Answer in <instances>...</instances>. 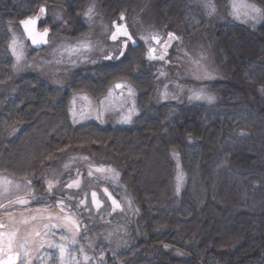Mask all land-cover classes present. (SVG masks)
Here are the masks:
<instances>
[{
  "label": "trees",
  "instance_id": "trees-1",
  "mask_svg": "<svg viewBox=\"0 0 264 264\" xmlns=\"http://www.w3.org/2000/svg\"><path fill=\"white\" fill-rule=\"evenodd\" d=\"M141 1L98 4L112 23ZM249 1L264 9V0ZM87 2L0 0V173L29 180L39 190L44 172L60 159L92 155L119 172L139 212L143 239L117 258L147 252L152 257L139 264H264V20L253 30L239 24L215 28L222 78L207 85L217 97L212 104L153 106L155 85L138 43L114 61L72 72L65 88L34 75L14 77L8 26L19 28L40 7L57 4L65 32L81 36ZM160 4L166 19L178 24L179 2ZM116 80L136 90L139 115L132 126H73L69 93L98 98ZM171 150L183 171L179 194Z\"/></svg>",
  "mask_w": 264,
  "mask_h": 264
},
{
  "label": "rangeland",
  "instance_id": "rangeland-1",
  "mask_svg": "<svg viewBox=\"0 0 264 264\" xmlns=\"http://www.w3.org/2000/svg\"><path fill=\"white\" fill-rule=\"evenodd\" d=\"M176 1L179 2L177 7L180 8L177 12L178 24L166 19L161 0H143L137 9L129 14H122L123 19L120 16L114 22L116 25L125 26L132 36V40L127 41L128 45L135 41L143 48L144 59L151 69L155 85L153 106L162 103L173 106L212 104L217 97L208 90L207 85L222 78L215 61V28L239 24L253 30L264 18L239 6L244 3L255 5L262 13L264 9L249 0ZM207 3H210L214 10L205 7ZM234 4L239 7V18L233 10ZM90 6L94 8L91 18L85 15ZM44 8L46 12H38L36 16H39V23L45 22L40 30L48 28L49 31L47 43H42L39 50L30 48L20 26H8L9 40L6 47L12 60L14 77L34 75L53 87L65 88L72 72L95 68L114 61L119 56V41L126 38L119 37L118 41L110 38L111 32L115 31L114 22L107 21L100 11L98 0H88L86 3L80 16L81 22L86 26V33L76 37L69 36L64 30L65 21L61 6L54 4ZM150 33L158 34L162 43L156 44L153 40H146ZM169 33L173 34L171 40ZM13 40L16 41L17 53L22 57L19 63L12 52ZM163 42L169 43L166 53ZM150 47L156 48L154 55H163V59H149ZM106 55H111L112 58L106 59ZM117 83L130 87L133 94H128L127 87L115 88ZM110 90L111 96L108 95ZM165 91L166 97L163 95ZM200 92H203L205 97H213V100L209 102L206 98L190 99L194 93ZM8 94L13 95L12 91ZM85 96L87 100L82 99ZM101 100L105 101L103 105L99 103ZM133 103L135 111L131 114L130 122H125L124 117L129 115ZM67 109L73 126L94 122L101 126L130 127L139 115L136 90L126 80L112 82L107 91L98 98H92L84 92L71 91ZM170 158L174 164V192L179 194L183 184V171L174 150L170 151ZM96 168H104L105 171L96 172ZM89 171H92V176L88 175ZM74 179L80 180L79 188H68L67 184ZM49 182L53 185L51 190L48 188ZM105 188L112 198L117 200L119 208H113L111 200L104 193ZM93 191L97 192L101 201L99 208L92 203ZM17 196L27 199L29 203L10 204L9 200L14 201ZM61 200L64 205L63 212L58 203ZM82 200H85L84 204H81ZM0 202L5 205L0 208V223L4 224L6 235L19 229L15 240L20 242L26 231L32 232L36 229L40 233L39 236L33 235L29 238L27 257L23 248H14L13 252L19 253L16 264H62L59 249L50 247L49 242L65 245L63 264H107L109 258H115L116 264H139L152 257L151 253L141 252L142 255H131L129 259L117 258L143 239L144 233L138 224L139 212L133 204L129 190L121 182L119 172L110 164L99 163L92 155L75 154L60 159L44 172L39 190H34L29 180L15 179L0 173ZM49 216L53 218L49 219ZM63 216H71L79 225L78 231L75 228L68 231L64 226L66 222L56 219ZM25 219L27 224L22 223ZM54 224L59 226L50 227ZM62 236H74L76 242L61 240ZM33 241L36 243L33 244ZM85 256L88 257L87 260Z\"/></svg>",
  "mask_w": 264,
  "mask_h": 264
},
{
  "label": "snow or ice",
  "instance_id": "snow-or-ice-1",
  "mask_svg": "<svg viewBox=\"0 0 264 264\" xmlns=\"http://www.w3.org/2000/svg\"><path fill=\"white\" fill-rule=\"evenodd\" d=\"M205 7H208V8H211L212 10H214V7L210 3L205 4ZM239 7H242L244 9H250L251 12L256 13V16L264 18V13H262L261 9L257 8L255 5H250V4L244 3V4L240 5ZM239 7L236 4L233 5V10L236 13L237 18H239ZM93 11H94V8L90 6L86 10L85 15L88 16L89 18H91ZM39 12L41 14H43L46 12V9L44 7H40ZM245 14H247V13H245ZM252 18L255 19L256 17H252ZM121 19H123V16H121ZM38 20H39V16L30 17L24 21H21V23L24 26V29L27 32V35L31 39L33 44L47 43L46 37L48 36L49 29L44 28L43 31H37L36 26H37ZM114 27H115V31L111 32V35H110V38L113 41H118L119 37H125L126 38L125 40L119 41L121 47H120L118 55L123 56L125 54L124 49H126L128 47L127 41L132 40V36L128 33L127 28L125 26L116 25L114 22ZM168 36H169V40H171L173 38V34H171V33H169ZM145 39L146 40H153V41H155L156 44L162 43L160 36L158 34H155V33H150L149 36ZM133 43H135V41H133ZM15 45H16V41L13 40L12 52H13V55L16 57L17 63H19V61L21 60L22 57H21V54L17 53ZM163 46H164L165 53H166V50H167V47L169 46V43L163 42ZM155 52H156V48L150 47L148 50V58L149 59H163V55L156 56V55H154ZM105 58L111 59L112 56L106 55ZM197 64H198V62H197ZM207 78H211V77L207 76ZM126 87L128 90V94L131 96L133 94V90L130 87H128L127 85H125L123 83L115 84V88H117V89H123ZM111 94H112V92L110 90L108 95L111 96ZM163 95L166 97L167 91H165V93H163ZM193 98H195V99L206 98L209 102H211L213 100V97H211V96L205 97L203 92L194 93V96L190 97V99H193ZM82 99L87 100L88 98L85 96V97H82ZM99 103L101 105H103L105 103V101L101 100ZM134 111H135V104L133 103V107L131 109H129V115L124 117L125 122H130L131 114ZM74 115H75V113H74ZM65 167H67V165H65ZM95 171L96 172H104L105 169L104 168H96ZM88 175L92 176L93 175L92 171H89ZM79 186H80V180L79 179H74V180H72L71 183L67 184V187L70 189L73 187L79 188ZM52 187H53L52 182H49L48 183L49 190H51ZM104 193L106 195H108V198L111 200L114 209L120 207L117 200L113 199L111 194L108 193L107 188L104 189ZM91 196H92V203L95 204L97 208H99L101 206V201L97 197V192L93 191L91 193ZM9 203L10 204L26 205L29 203V201L27 199L20 197V196H17L16 200H14V201L9 200ZM58 203L61 206V212H63L64 211L63 200L59 201ZM84 203H85V200H82L81 204H84ZM4 207H5V205L2 202H0V208H4ZM52 218L53 217L49 216V219H52ZM33 219H35V217H33ZM56 219L64 220L66 222L64 226L68 229V231H72L73 228H75L77 231L79 229L78 223L75 220H73L71 216L56 217ZM22 223L27 224L28 221L25 219L22 221ZM58 226L59 225L54 224V225H51L50 227L54 228V227H58ZM2 228H4V224L0 223V229H2ZM18 231H19V229L13 230V231L9 232L7 234V236H5V233L0 232V264H16L17 259H19V253H16L15 255L13 254L15 247L23 248L24 249V255H25V257H27L28 256L27 243H28L29 238L33 235H35V236L40 235L39 231H37L36 229H33L32 232L26 231L22 240L20 242H16L15 238H16V234ZM61 240H68L69 243H75L76 242L74 236L72 238L62 236ZM35 243L36 242L33 241V244H35ZM49 246L50 247H56L59 249L61 262L63 264V257L65 254V251H66L65 245L62 243H58V242H49ZM81 252H83V248H81ZM4 256H6L7 258L6 259L2 258ZM84 258H85V260L88 259L87 256H85ZM77 264H78V262H77Z\"/></svg>",
  "mask_w": 264,
  "mask_h": 264
},
{
  "label": "water",
  "instance_id": "water-1",
  "mask_svg": "<svg viewBox=\"0 0 264 264\" xmlns=\"http://www.w3.org/2000/svg\"><path fill=\"white\" fill-rule=\"evenodd\" d=\"M28 18H30V17H26V18L20 20V21H19V26H20V28L22 29V31L24 32V34H25V36H26V38H27L28 45L30 46V48H32L33 50H39V49L42 47V43H40V44H33L32 41H31V39L28 37L27 32H26L25 29H24V26H23L22 23H21V21H24V20H26V19H28ZM36 30H37V31H43V29H42V30L39 29V20H38V22H37ZM46 39H47V37H46ZM16 253H17V252H13L14 255H15ZM6 258H7V257H5V259H6ZM16 262H17V261H16Z\"/></svg>",
  "mask_w": 264,
  "mask_h": 264
},
{
  "label": "flooded vegetation",
  "instance_id": "flooded-vegetation-1",
  "mask_svg": "<svg viewBox=\"0 0 264 264\" xmlns=\"http://www.w3.org/2000/svg\"><path fill=\"white\" fill-rule=\"evenodd\" d=\"M0 232L5 233L4 228L0 229ZM5 236H7V235L5 234ZM5 257H6V256H4V257H2V258H5Z\"/></svg>",
  "mask_w": 264,
  "mask_h": 264
}]
</instances>
